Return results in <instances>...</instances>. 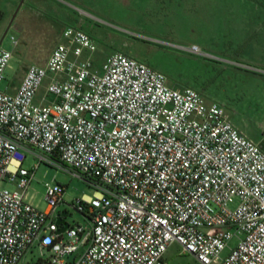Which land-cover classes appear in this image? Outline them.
Returning <instances> with one entry per match:
<instances>
[{
  "label": "built area",
  "instance_id": "obj_1",
  "mask_svg": "<svg viewBox=\"0 0 264 264\" xmlns=\"http://www.w3.org/2000/svg\"><path fill=\"white\" fill-rule=\"evenodd\" d=\"M96 51L65 28L44 66L0 90V264L34 248L48 254L38 264H167L174 243L198 264H264L261 145L223 106L127 54L94 71ZM12 58L0 43V85ZM30 153L95 188L69 205L86 225L59 233L63 187L46 186L45 211L26 200Z\"/></svg>",
  "mask_w": 264,
  "mask_h": 264
},
{
  "label": "rangeland",
  "instance_id": "obj_2",
  "mask_svg": "<svg viewBox=\"0 0 264 264\" xmlns=\"http://www.w3.org/2000/svg\"><path fill=\"white\" fill-rule=\"evenodd\" d=\"M68 27L93 39L94 71L101 73L112 54H127L163 74L170 87L193 89L223 106L264 151V0H0V43L13 52L0 90L14 94L31 65L44 66ZM12 38L19 43L15 49ZM34 167L29 195L35 207L46 210L47 185L63 187L58 213H66L71 226L86 225L69 205L93 197L95 188L27 154L24 168ZM47 259L34 248L20 264ZM164 259L198 264L176 243Z\"/></svg>",
  "mask_w": 264,
  "mask_h": 264
},
{
  "label": "water",
  "instance_id": "obj_3",
  "mask_svg": "<svg viewBox=\"0 0 264 264\" xmlns=\"http://www.w3.org/2000/svg\"><path fill=\"white\" fill-rule=\"evenodd\" d=\"M23 4V1L21 2L20 6ZM64 217H65V214H62L61 217H59V219L57 220V224L59 226H62L60 229H59V233H62L64 232V230L66 229L67 227V223L64 221Z\"/></svg>",
  "mask_w": 264,
  "mask_h": 264
},
{
  "label": "crops",
  "instance_id": "obj_4",
  "mask_svg": "<svg viewBox=\"0 0 264 264\" xmlns=\"http://www.w3.org/2000/svg\"><path fill=\"white\" fill-rule=\"evenodd\" d=\"M56 47V46H55ZM46 63V62H45ZM17 88L18 87H16L15 89L17 90ZM30 188H31V186H30ZM30 190V189H29ZM29 190H28V193H27V196H26V200L30 203V204H32L33 206H35L34 205V201H33V197H31L30 195H29ZM60 214H63V213H60Z\"/></svg>",
  "mask_w": 264,
  "mask_h": 264
}]
</instances>
